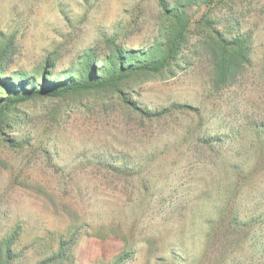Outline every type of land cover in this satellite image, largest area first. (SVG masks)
<instances>
[{
  "label": "rangeland",
  "instance_id": "rangeland-1",
  "mask_svg": "<svg viewBox=\"0 0 264 264\" xmlns=\"http://www.w3.org/2000/svg\"><path fill=\"white\" fill-rule=\"evenodd\" d=\"M167 1L190 20L175 74L0 119L11 264H264V0ZM166 24L157 0H0L3 66L63 78L83 51H144ZM211 28L248 48L224 84Z\"/></svg>",
  "mask_w": 264,
  "mask_h": 264
},
{
  "label": "trees",
  "instance_id": "trees-1",
  "mask_svg": "<svg viewBox=\"0 0 264 264\" xmlns=\"http://www.w3.org/2000/svg\"><path fill=\"white\" fill-rule=\"evenodd\" d=\"M157 3L167 21L159 41L144 51L123 50L115 45L102 59L94 52L83 51L79 56L78 66L63 78H47L41 72L38 79L20 69L6 75L3 61L7 52L5 48H0V119L10 120V113L29 98L80 94L93 89L122 95L128 89L134 90L140 83L160 74H175L182 68L187 53L185 45L189 39L190 20L181 3L170 5L167 0H157ZM209 36L210 51L214 56L215 79L220 84L230 82L240 63L246 60V41L239 35L230 39L224 38L215 28L210 29ZM99 61L101 64L96 66ZM54 65L53 59L47 61L46 71H50L48 67ZM132 108L135 109V103ZM17 238L18 234L10 232L0 240V263L2 261L11 264L12 247Z\"/></svg>",
  "mask_w": 264,
  "mask_h": 264
}]
</instances>
